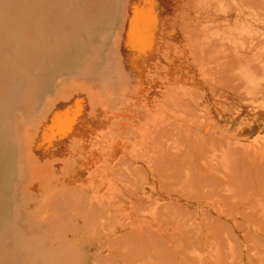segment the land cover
Masks as SVG:
<instances>
[{"label":"rangeland","instance_id":"obj_1","mask_svg":"<svg viewBox=\"0 0 264 264\" xmlns=\"http://www.w3.org/2000/svg\"><path fill=\"white\" fill-rule=\"evenodd\" d=\"M0 264H264V0H0Z\"/></svg>","mask_w":264,"mask_h":264},{"label":"bare ground","instance_id":"obj_2","mask_svg":"<svg viewBox=\"0 0 264 264\" xmlns=\"http://www.w3.org/2000/svg\"><path fill=\"white\" fill-rule=\"evenodd\" d=\"M208 7H209V6H208ZM121 19H122V18H121ZM151 21H152V20H151ZM128 22H129V20H128ZM150 23H151V22H150ZM126 25H127V24H126ZM5 42H6V41H5ZM142 58H143V57H142ZM223 70H224V69H223ZM214 71H215V70H214ZM224 74H225V73H224ZM216 75H217V74H216ZM214 77H215V76H214ZM216 77H217V76H216ZM90 79H91V78H90ZM57 80H58V79H57ZM217 81H218V80H217ZM214 82H215V81H214ZM223 89H224V87H223ZM112 90H113V89H112ZM231 91H232V90H231ZM130 92H131V91H130ZM232 93H233V92H232ZM121 96H122V95H121ZM123 96H124V95H123ZM125 99H127V98H125ZM173 99H174V98H173ZM80 100H81V99H80ZM169 101H171V100H169ZM78 102H79V100H78ZM125 103H126V102H125ZM127 103H128V101H127ZM154 103H155V102H154ZM154 103H153V104H154ZM52 105H53V104H52ZM75 105H76V104H75ZM158 105H159V104H158ZM67 106H68V104H67ZM79 106H80V105H78V108H80ZM62 107H63V106H62ZM181 108H182V107H181ZM67 110H68V109H67ZM76 111H77V110H76ZM80 111H82V110H80ZM77 113H78V111H77ZM80 113H81V112H80ZM55 114H56V113H55ZM57 118H58V117H57ZM51 120H52V119H51ZM33 121H34V120H33ZM43 127L45 128V126H43ZM88 128H89V127H88ZM37 129H38V128H37ZM41 129H42V128H41ZM71 129H72V128H71ZM73 129H74V128H73ZM84 129H85V128H84ZM84 129H83V130H84ZM74 131H75V130H74ZM88 131H89V130H88ZM90 131H91V130H90ZM26 132H27V131H26ZM83 133H84V132H83ZM89 134H90V133H89ZM37 135H38V134H37ZM69 136H70V135H69ZM67 137H68V136H67ZM67 140H69V139H67ZM28 141H29V140H28ZM65 141H66V140H65ZM62 142H63V141H62ZM145 143H146V142H145ZM57 146H58V145H57ZM180 146H181V145H180ZM62 149H63V147H62ZM64 150H65V149H64ZM175 150H176V149H175ZM59 151H61V150H59ZM61 152H64V151L62 150ZM172 152H173V151H172ZM177 152H178V151H177ZM179 152H180V151H179ZM181 152H182V151H181ZM58 153H60V152L57 151L56 154H58ZM174 153H176V152H174ZM56 154H55V155H56ZM151 154H152V153H151ZM59 155H60V154H59ZM173 155H174V154H173ZM56 156H57V155H56ZM171 156H172V155H171ZM175 156H176V155H175ZM129 159H130V158H129ZM173 160H174V159H173ZM114 164H115V163H114ZM116 164H118V163H116ZM116 167H117V166H116ZM116 167H115V168H116ZM175 167H176V166H175ZM159 168H160V167H159ZM123 169H124V168H123ZM141 170H142V169H141ZM109 173H112V172H109ZM109 173H108V174H109ZM152 173H153V172H152ZM111 175H112V174H111ZM176 176H177V175H176ZM122 181H124V180H122ZM157 181H158V180H157ZM112 191H113V190H112ZM76 192H77V191H76ZM56 194H57V193H56ZM56 194H55V195H56ZM61 198H62V196H61ZM63 198H64V197H63ZM59 204H60V203H59ZM54 205H55V204H54ZM68 207H69V206H68ZM78 207H79V206H78ZM27 226H28V225H27Z\"/></svg>","mask_w":264,"mask_h":264}]
</instances>
